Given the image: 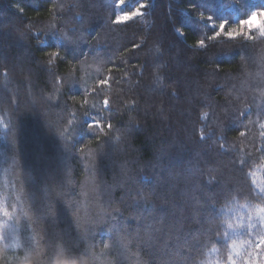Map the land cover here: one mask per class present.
I'll list each match as a JSON object with an SVG mask.
<instances>
[{
	"label": "trees",
	"instance_id": "obj_1",
	"mask_svg": "<svg viewBox=\"0 0 264 264\" xmlns=\"http://www.w3.org/2000/svg\"><path fill=\"white\" fill-rule=\"evenodd\" d=\"M229 2L126 0L121 9L118 0H0V203L17 225L0 240V264H158L129 235L138 223L126 204L170 173L182 226L169 233L165 258L227 264L229 254H247L250 234L227 223H247L243 206L264 204L252 172L262 157L264 36L222 35L197 48L232 24L221 11ZM141 5L143 16L113 23ZM235 6L246 19L264 0ZM65 32L79 42L57 46ZM86 112L113 130L90 131ZM106 133L122 139L110 147Z\"/></svg>",
	"mask_w": 264,
	"mask_h": 264
},
{
	"label": "snow or ice",
	"instance_id": "obj_2",
	"mask_svg": "<svg viewBox=\"0 0 264 264\" xmlns=\"http://www.w3.org/2000/svg\"><path fill=\"white\" fill-rule=\"evenodd\" d=\"M126 0H118V4L122 6L125 4ZM54 7H57L54 5ZM75 7V5H73ZM147 5H141L140 8H136L130 12H122L121 15H117L113 20L114 24H125L131 20H134L137 17L143 16L145 13L141 11V8H146ZM79 15V14H77ZM82 19V17H81ZM201 19H203V15H201ZM208 20H212L213 17H208ZM259 20V23H254L255 21ZM240 28L231 29L225 31L227 21L224 23L219 24L218 30H214V34L211 36H206L204 39H200L197 42V48L199 49H206L208 44L206 41L213 42V46L217 42H220V37L226 38L228 41H235L237 39H243L244 41H253L256 39L255 36L252 35L254 31H259L261 36H264V8L260 11H253L251 15L247 16L246 19L240 20ZM51 28L53 29L54 33H58L59 30L55 29V25H52ZM245 28L247 30H245ZM70 31L75 34V29H70ZM78 40H73L68 33H59L57 36V46L68 47L69 45L77 44ZM43 43V42H41ZM134 47H138V45H134ZM50 57H58L59 52L53 51L47 53ZM52 63V60H49V64ZM69 86L74 83L73 80L66 78ZM157 80L159 81L160 78L158 77ZM59 83V81H58ZM100 86H108L109 80L104 79L99 82ZM264 95V93H261ZM173 96H178L179 93L177 91L172 92ZM86 104L87 101H84ZM104 107L109 108V101L105 99ZM250 108H247L246 111L250 112ZM85 115L87 116L88 113L86 112ZM243 115V113H242ZM209 116V113L205 112L201 114V119H206ZM69 124H72V121H69ZM107 127L109 131H112L114 126L111 123H107L106 125L102 123L101 120H94L88 124V129L94 130L99 129L103 131L104 127ZM261 128H264V124H261ZM63 135V134H62ZM106 142L109 146H112V142L117 141L119 142L122 139L121 135H116L115 137L108 136L107 133ZM244 133H241L243 136ZM264 135V133H261ZM210 137L206 135L203 130L200 132V142L203 143ZM223 147V146H221ZM103 155V153H101ZM241 165L244 164V161L240 162ZM178 183V179L176 176L172 175L171 173L162 180L157 181L152 185L150 189H137L136 190V197L131 198L128 200L126 206H131L136 209V214L131 217V219L137 221L138 227L134 230V232H130L129 235L132 239L139 240L141 244L150 249L154 254L159 255L158 264H174V262L169 259L165 258L167 253L164 251L167 249V240L171 239L169 233L173 230H178L177 225L182 226L180 224V219L175 217V212L177 210V203L174 199H172L169 195V190L174 189L176 184ZM259 189V195L264 196V187L257 185ZM124 198L121 200V203H125ZM192 207L195 209L196 206L199 204V201L196 200L195 197H192ZM111 207V204H109ZM245 208H251V211L247 213L246 220L247 223L243 225H233L232 223H227V227L229 229L235 228H244L250 235H256L258 239L253 242L252 240L246 241L248 245L247 254L236 253L235 255L240 257L239 260L234 259L232 254H229L227 259V264H264V204L260 205H244ZM231 210V209H229ZM115 211H118L115 210ZM181 213V217L185 211V208L181 206L179 208ZM170 213L172 214L170 218ZM195 215V212H193ZM0 216H2L3 223H0V240H7L9 232H14L17 229V225L11 223L13 220V214L10 213L2 203H0ZM255 221L256 223H252ZM256 224L260 225V231L255 232ZM228 233H224V236H227ZM163 240L164 243L161 246L158 245V242ZM117 245L121 248H126V244L124 238H121L117 241ZM110 246L108 244L104 245V249H108ZM156 259V255L153 256V260ZM219 264V262H217Z\"/></svg>",
	"mask_w": 264,
	"mask_h": 264
},
{
	"label": "rangeland",
	"instance_id": "obj_3",
	"mask_svg": "<svg viewBox=\"0 0 264 264\" xmlns=\"http://www.w3.org/2000/svg\"><path fill=\"white\" fill-rule=\"evenodd\" d=\"M223 11H227L228 13H230L233 16V22L232 24H228L229 26H226L225 31L231 30V29H237L239 30L240 28V20L239 19V12L236 9L235 6V0H230L229 4L227 5L226 8H224ZM258 12V11H257ZM251 15V14H250ZM260 21L257 20L254 23H259ZM219 28V25H218ZM245 30H247L245 28ZM44 41V40H43ZM103 48V47H102ZM4 83V82H3ZM83 120L85 121V123L88 124L91 123L94 120H98L96 117V114L94 113H89L87 116L85 115L83 117ZM263 133H264V129H263ZM6 137V124L4 122V120L2 118H0V144L4 143ZM261 149H262V157H261V162L259 166H256L253 168L252 172H253V177H254V181L256 183V185H260L261 187H264V135L262 137V143H261ZM255 224V223H254ZM235 231H239V229H234L233 233H235ZM255 232H259L260 231V225L256 224L255 227ZM250 240H252L253 242H255L258 237L256 235H250Z\"/></svg>",
	"mask_w": 264,
	"mask_h": 264
}]
</instances>
